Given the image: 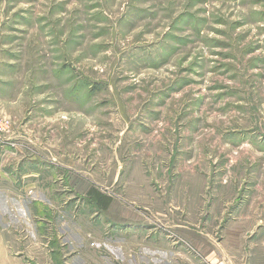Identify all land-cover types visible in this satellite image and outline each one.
I'll use <instances>...</instances> for the list:
<instances>
[{
  "label": "rangeland",
  "instance_id": "374dc122",
  "mask_svg": "<svg viewBox=\"0 0 264 264\" xmlns=\"http://www.w3.org/2000/svg\"><path fill=\"white\" fill-rule=\"evenodd\" d=\"M20 220L105 264H264V0H0V233Z\"/></svg>",
  "mask_w": 264,
  "mask_h": 264
},
{
  "label": "crops",
  "instance_id": "0c3cea01",
  "mask_svg": "<svg viewBox=\"0 0 264 264\" xmlns=\"http://www.w3.org/2000/svg\"><path fill=\"white\" fill-rule=\"evenodd\" d=\"M21 222L15 223L20 227L19 232L14 227L16 231L0 233V264H105L91 251L94 247L84 228L77 229L78 226L67 225L68 222L61 226L64 224L61 223L58 225L61 232L54 231L48 237L44 231L50 221H36L35 231Z\"/></svg>",
  "mask_w": 264,
  "mask_h": 264
},
{
  "label": "trees",
  "instance_id": "16d2710c",
  "mask_svg": "<svg viewBox=\"0 0 264 264\" xmlns=\"http://www.w3.org/2000/svg\"><path fill=\"white\" fill-rule=\"evenodd\" d=\"M91 198V202L100 210V211H107L110 207L112 200L108 197L102 196L100 193L95 191L94 189L91 190L88 194Z\"/></svg>",
  "mask_w": 264,
  "mask_h": 264
}]
</instances>
